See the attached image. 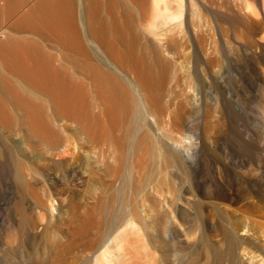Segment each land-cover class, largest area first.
I'll return each instance as SVG.
<instances>
[{
	"label": "bare ground",
	"instance_id": "obj_1",
	"mask_svg": "<svg viewBox=\"0 0 264 264\" xmlns=\"http://www.w3.org/2000/svg\"><path fill=\"white\" fill-rule=\"evenodd\" d=\"M235 51L244 52L250 84L264 83V0H0V182L9 179L21 212L27 195L41 208L23 215L18 234L23 222L34 228L49 219L58 227L55 239L48 236L54 242L47 264L90 248L93 264L134 262L147 231L134 196L156 154L158 193L172 190L168 171H186L177 208L162 201L179 231L184 211L198 204L233 223L227 201L242 200L248 189L218 192L201 180L196 161L202 78L223 87L224 64ZM234 106L221 95L207 110L205 132L216 149L222 134H240V121L248 126ZM124 173L128 216L104 240L113 207L107 199ZM37 177L47 181L43 194ZM88 177L97 195L91 205L73 196ZM147 207L159 218L154 201Z\"/></svg>",
	"mask_w": 264,
	"mask_h": 264
},
{
	"label": "rangeland",
	"instance_id": "obj_2",
	"mask_svg": "<svg viewBox=\"0 0 264 264\" xmlns=\"http://www.w3.org/2000/svg\"><path fill=\"white\" fill-rule=\"evenodd\" d=\"M243 56L244 52L235 51L225 61L227 64H224L221 78L223 87L213 79L202 78V109L199 113L202 147L196 161L201 180L214 184L218 192L234 194L244 187L248 189L242 200L236 203L227 201L232 205L229 217H232L233 223L222 219L216 209L211 211L210 206L198 204L189 212L184 211V231H179L172 219L164 217L166 211L162 201L167 200L170 209L177 208L176 204L181 201V177H186V171L181 167L168 171L167 181L172 190L163 191V195L158 193L155 183L160 168L156 154L142 192L133 195L136 213L147 217V231L139 235L140 243L132 264H264V201L257 199L259 194L264 198V115L261 107L264 104V83L254 81V84H250L251 75L246 72L248 61ZM180 76L184 82L187 73L182 71ZM221 95H228L234 101V108L243 113L249 130L240 121V134L233 133L227 138L222 134L221 149H216L205 132V125L207 110L213 107L215 97ZM64 150L69 157L72 156L68 147H64ZM8 180L5 176L0 182V264H47L54 242L49 237L56 238L58 227L49 219L34 228L23 222L18 234L23 215L34 216L41 208L32 195H27L24 197L23 212L18 210L20 198L17 192L8 188ZM126 180L124 173L118 181L120 188L115 190L112 198L107 199L108 202L113 200V207L106 215L104 240L113 237L125 226L129 193L122 184ZM33 181L37 186L36 191L43 194L47 181L42 177ZM82 182V186H77L80 193L73 196L79 202L91 205L97 196L94 193V180L88 177ZM16 184L17 180L13 186ZM145 195L149 196V200L143 202L140 199ZM151 201L157 204L159 218H153L157 212L147 207ZM201 209L206 211L203 213ZM66 216L67 213L63 212L62 217ZM245 237L246 243L243 241ZM91 259L90 248L71 254L65 262L57 264H93Z\"/></svg>",
	"mask_w": 264,
	"mask_h": 264
}]
</instances>
